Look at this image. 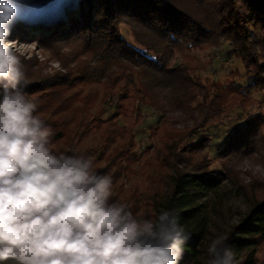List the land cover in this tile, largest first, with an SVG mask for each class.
Masks as SVG:
<instances>
[{
  "label": "trees",
  "instance_id": "trees-1",
  "mask_svg": "<svg viewBox=\"0 0 264 264\" xmlns=\"http://www.w3.org/2000/svg\"><path fill=\"white\" fill-rule=\"evenodd\" d=\"M55 4L61 8L52 14L48 11L52 5H31L25 21L15 23L10 34L31 38L46 49H74L69 57H60L65 71L53 74H45L37 61L20 58L28 80L23 91L37 103L36 114L53 129L52 148L98 155L96 171L113 180L111 199H124L137 216L154 217L162 209H175L189 235L180 264H208L202 257L207 224L194 198L229 181L245 197L248 211L221 236L227 237L233 251L244 253L239 264H248L247 247L262 236L264 179L231 162L233 155L251 154L261 142L264 155V115H250L218 144L221 170L212 169L208 151L215 137L200 133L224 106L247 112L255 102L249 95L264 93V0ZM122 25L130 29L135 46L123 38ZM224 44L229 45L227 56L254 74L250 85L231 82L217 94L216 84L195 77L196 69L185 58L174 63L179 55ZM141 104L158 112L161 144L141 164L135 182L133 129L143 117ZM109 105L115 111L104 118ZM87 141L94 147L83 149Z\"/></svg>",
  "mask_w": 264,
  "mask_h": 264
},
{
  "label": "clouds",
  "instance_id": "clouds-1",
  "mask_svg": "<svg viewBox=\"0 0 264 264\" xmlns=\"http://www.w3.org/2000/svg\"><path fill=\"white\" fill-rule=\"evenodd\" d=\"M23 2L0 0V264H180L189 235L175 209L137 216L94 157L52 148L9 40ZM226 240L209 243L208 264H236Z\"/></svg>",
  "mask_w": 264,
  "mask_h": 264
},
{
  "label": "rangeland",
  "instance_id": "rangeland-1",
  "mask_svg": "<svg viewBox=\"0 0 264 264\" xmlns=\"http://www.w3.org/2000/svg\"><path fill=\"white\" fill-rule=\"evenodd\" d=\"M37 4H44L47 7L52 5V9L48 8L51 14L55 13L58 7H60L55 2L52 3V0H24L21 4V10L25 19L31 5ZM25 19L22 21H25ZM11 30L13 31V29ZM121 31L125 41L135 46V40L130 29L122 25ZM9 40L13 42L14 50L19 58L37 61L45 74L65 71L60 57L61 55L69 57L74 53L73 48L67 47H63L57 51L46 49L31 38H12L9 36ZM228 50L229 45L224 44L213 49L194 51L188 54V56L183 57L179 55L174 63L182 62L183 58H185L188 61L186 62L196 69L195 77L200 78L202 81L208 80L216 84L217 94L221 90L226 89L231 82L242 86L250 85L254 80V74L247 73L240 61L227 56ZM249 96L255 102L257 101V104L254 102V105L247 112H242L240 108L224 106L220 114L209 122L207 128L200 133L201 136L208 135L215 137L213 144L208 147L210 157L214 162L212 166L213 170L222 169L221 160L217 158V154L220 151L218 144L230 137L231 133L236 131V126L241 125L250 115H264V93H252ZM140 107L143 117H141L139 124L133 129L136 143L134 151L137 155V162L133 168L135 182L139 181L141 164H143L146 158H152L155 147L161 144V122L158 112L143 104ZM108 108L109 112L104 118L112 115L115 111L111 105ZM172 117L178 120L181 118L179 114H173ZM119 123L124 126L123 121L119 120ZM261 134L264 138V126L261 129ZM261 146L262 142L257 146V150L251 154L233 155L231 165L236 169L254 173L264 179V155ZM82 147L86 150V147L90 148L94 147V145L91 141H87L86 146ZM97 157H94V161ZM127 187L132 188L129 185ZM120 202L127 203L124 199ZM194 202L199 206L201 220L207 224L203 240V248L206 252L202 254V257L208 262L210 259L207 251L209 243L213 239L228 233L230 228L243 218L244 213L248 211V203L245 197L236 191L233 184L229 181H222L213 189L203 190L200 195L194 198ZM260 230L262 232L261 238L247 247L246 253L251 252V259L248 264H264V225ZM233 252L235 253L236 264H239L243 259L244 253L239 251Z\"/></svg>",
  "mask_w": 264,
  "mask_h": 264
}]
</instances>
